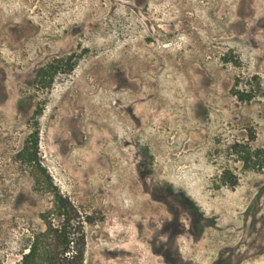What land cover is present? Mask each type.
I'll list each match as a JSON object with an SVG mask.
<instances>
[{"label": "rangeland", "instance_id": "rangeland-1", "mask_svg": "<svg viewBox=\"0 0 264 264\" xmlns=\"http://www.w3.org/2000/svg\"><path fill=\"white\" fill-rule=\"evenodd\" d=\"M45 234L59 264H264V0H0V264Z\"/></svg>", "mask_w": 264, "mask_h": 264}, {"label": "trees", "instance_id": "trees-1", "mask_svg": "<svg viewBox=\"0 0 264 264\" xmlns=\"http://www.w3.org/2000/svg\"><path fill=\"white\" fill-rule=\"evenodd\" d=\"M42 72H46V68ZM35 145H36V140L33 141V146L35 147ZM25 150L29 151L28 147L25 149H22L21 153L23 154ZM24 160L34 165L35 167L36 185L38 184L40 185L42 183L46 187H51L49 179H47V176L44 174V170L40 167L38 163V159L36 157L35 152H32V151L29 152L25 156ZM59 201H58V206L63 208L65 206L63 205V200L60 198ZM59 236H61L60 241H57V242L54 241L52 246L54 250H58L57 248L61 246L62 248L61 252H64L63 249L64 248L67 249L69 247L70 240L68 238L66 231L65 233L60 232ZM47 238H48L47 234H45L44 237H40L39 239L34 241L32 245L29 247L28 252L22 256V259L17 264H59L57 260L58 259L57 251L50 253V251L48 250V245L50 244V240L48 242ZM67 251L69 252V250ZM78 252H76V254H78V258L81 259V252L80 253Z\"/></svg>", "mask_w": 264, "mask_h": 264}, {"label": "flooded vegetation", "instance_id": "flooded-vegetation-1", "mask_svg": "<svg viewBox=\"0 0 264 264\" xmlns=\"http://www.w3.org/2000/svg\"><path fill=\"white\" fill-rule=\"evenodd\" d=\"M47 72V71H46ZM46 72H39V75L38 76H43V77H49V78H51L52 77V75H48V73H46ZM44 73V74H43Z\"/></svg>", "mask_w": 264, "mask_h": 264}]
</instances>
